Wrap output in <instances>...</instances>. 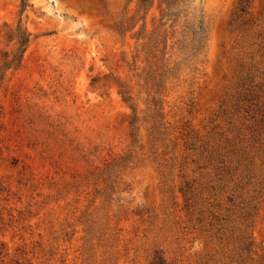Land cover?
I'll return each mask as SVG.
<instances>
[{
  "label": "rangeland",
  "instance_id": "obj_1",
  "mask_svg": "<svg viewBox=\"0 0 264 264\" xmlns=\"http://www.w3.org/2000/svg\"><path fill=\"white\" fill-rule=\"evenodd\" d=\"M23 1L0 0V264H264V0Z\"/></svg>",
  "mask_w": 264,
  "mask_h": 264
},
{
  "label": "trees",
  "instance_id": "obj_2",
  "mask_svg": "<svg viewBox=\"0 0 264 264\" xmlns=\"http://www.w3.org/2000/svg\"><path fill=\"white\" fill-rule=\"evenodd\" d=\"M180 1H185V0H180ZM178 0H163L162 4H164L166 6V8L163 11V18L168 17V18H172V17H176V14H174V10H176V6ZM152 4H153V0H139V4H138V13L144 11L145 13H148L149 10L152 8ZM27 8V5L25 3V0L23 1V10H25ZM243 11H245V9H243ZM203 23H200V25L198 26V30L199 32L197 33V38L199 39L198 42V47L200 48V46H202V44L205 41L206 38V31L205 28L203 27ZM12 38V37H11ZM16 40H17V45H18V53H26L30 42H31V37L30 35L26 32V31H22V29L19 28L18 30V34L16 35ZM17 57L14 59L13 63H22V57ZM7 65V64H6Z\"/></svg>",
  "mask_w": 264,
  "mask_h": 264
}]
</instances>
